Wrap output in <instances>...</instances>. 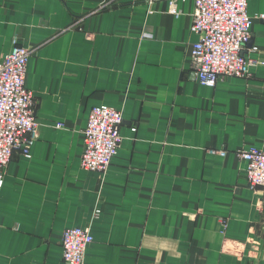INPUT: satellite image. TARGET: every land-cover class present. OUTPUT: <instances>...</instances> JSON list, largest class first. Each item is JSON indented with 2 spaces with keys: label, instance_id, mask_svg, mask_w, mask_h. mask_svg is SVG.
I'll use <instances>...</instances> for the list:
<instances>
[{
  "label": "crops",
  "instance_id": "crops-1",
  "mask_svg": "<svg viewBox=\"0 0 264 264\" xmlns=\"http://www.w3.org/2000/svg\"><path fill=\"white\" fill-rule=\"evenodd\" d=\"M178 6L180 17L169 0H0V62L15 40L33 49L40 124L0 190V264H67L63 233L79 226L94 236L84 264H264V187L237 154L264 150V0L249 2L243 50L260 63L214 87L192 67L195 0ZM102 104L124 117L105 173L81 166Z\"/></svg>",
  "mask_w": 264,
  "mask_h": 264
},
{
  "label": "built area",
  "instance_id": "built-area-1",
  "mask_svg": "<svg viewBox=\"0 0 264 264\" xmlns=\"http://www.w3.org/2000/svg\"><path fill=\"white\" fill-rule=\"evenodd\" d=\"M147 1L153 4L156 0ZM249 2L195 0L191 32L199 38L192 45L191 59L201 84L214 87L227 76L247 78L252 67L260 63L243 53L252 39ZM168 12L181 16L178 0H169ZM251 50L256 51L257 47ZM33 52L32 48L15 40L11 51L0 62V190L15 151L30 157L31 147L39 136L36 96L26 83ZM123 123L120 109L105 104L93 106L84 131L83 169L102 173L109 169L122 144ZM208 152L222 157L228 154L226 149L216 147L209 148ZM237 154L247 163L246 177L250 187H264V150L250 147L238 150ZM100 213L98 208L95 215ZM223 224L226 228V222ZM93 240L90 226L67 228L62 238L64 261L84 264L87 247Z\"/></svg>",
  "mask_w": 264,
  "mask_h": 264
}]
</instances>
